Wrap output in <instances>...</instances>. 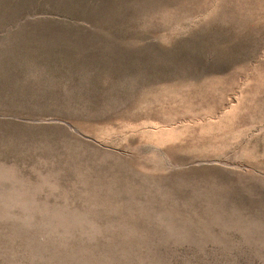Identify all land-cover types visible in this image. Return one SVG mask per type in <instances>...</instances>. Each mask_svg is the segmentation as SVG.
<instances>
[{
    "label": "rangeland",
    "instance_id": "1",
    "mask_svg": "<svg viewBox=\"0 0 264 264\" xmlns=\"http://www.w3.org/2000/svg\"><path fill=\"white\" fill-rule=\"evenodd\" d=\"M0 264H264V0H0Z\"/></svg>",
    "mask_w": 264,
    "mask_h": 264
}]
</instances>
